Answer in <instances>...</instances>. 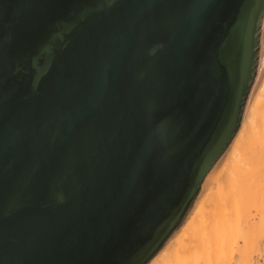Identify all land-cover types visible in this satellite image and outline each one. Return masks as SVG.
<instances>
[{
    "label": "water",
    "instance_id": "water-1",
    "mask_svg": "<svg viewBox=\"0 0 264 264\" xmlns=\"http://www.w3.org/2000/svg\"><path fill=\"white\" fill-rule=\"evenodd\" d=\"M264 0H0V264H147L235 135Z\"/></svg>",
    "mask_w": 264,
    "mask_h": 264
},
{
    "label": "bare ground",
    "instance_id": "bare-ground-1",
    "mask_svg": "<svg viewBox=\"0 0 264 264\" xmlns=\"http://www.w3.org/2000/svg\"><path fill=\"white\" fill-rule=\"evenodd\" d=\"M263 28L264 12L256 79L239 127L205 175L195 204L147 264H259L252 254L264 252ZM231 165L238 172L225 182ZM215 185L227 189L213 196Z\"/></svg>",
    "mask_w": 264,
    "mask_h": 264
},
{
    "label": "rangeland",
    "instance_id": "rangeland-1",
    "mask_svg": "<svg viewBox=\"0 0 264 264\" xmlns=\"http://www.w3.org/2000/svg\"><path fill=\"white\" fill-rule=\"evenodd\" d=\"M264 29V28H263ZM261 34H262V32H261ZM263 39H264V37H263ZM259 50H260V48H259ZM263 54H264V45H263ZM256 77V76H255ZM255 79L256 78H254V80H253V82H252V85H251V87H250V90H249V93H248V95H247V98H246V101H245V104H244V108H243V112H242V116H243V113L245 112V109H246V107H247V105H248V100H249V94L251 93V90H252V86H253V84H254V82H255ZM221 169V168H220ZM220 169H219V171H220ZM238 172V168L237 167H232V165H231V169H229L228 171H227V173H226V175H227V179H226V181L225 182H228V179H229V177L230 176H234V174L235 173H237ZM204 182V180L201 182V187H202V183ZM201 187L199 188V191H198V193H197V195H196V197H195V199H194V201L196 202V198H198L197 196H200L199 195V193H201ZM227 189V186H224V189L223 190H219L218 189V187L215 185L214 186V188H213V190H212V194H213V196H215V195H218L219 194V191H225ZM194 201L192 202V204H191V206H193V203H194ZM195 204V203H194ZM191 206H190V208H189V210L191 209ZM264 235V234H263ZM262 243H263V245H264V239H262ZM261 250H259V252H260ZM254 252H255V250H254ZM258 252V251H257ZM257 252H255L256 254H252V258L253 259H255L259 264H264V252L263 253H261V254H263V255H261L260 253L258 254ZM262 252V251H261Z\"/></svg>",
    "mask_w": 264,
    "mask_h": 264
}]
</instances>
